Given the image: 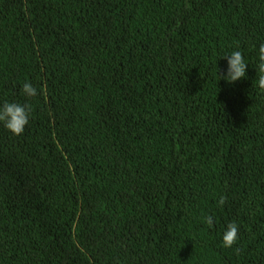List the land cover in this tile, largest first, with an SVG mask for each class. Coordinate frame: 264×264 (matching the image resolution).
Returning a JSON list of instances; mask_svg holds the SVG:
<instances>
[{
  "label": "trees",
  "instance_id": "obj_1",
  "mask_svg": "<svg viewBox=\"0 0 264 264\" xmlns=\"http://www.w3.org/2000/svg\"><path fill=\"white\" fill-rule=\"evenodd\" d=\"M261 43L264 0H0V264H264Z\"/></svg>",
  "mask_w": 264,
  "mask_h": 264
},
{
  "label": "clouds",
  "instance_id": "obj_2",
  "mask_svg": "<svg viewBox=\"0 0 264 264\" xmlns=\"http://www.w3.org/2000/svg\"><path fill=\"white\" fill-rule=\"evenodd\" d=\"M221 57L227 59V70L225 75H219L226 82L235 83L236 81L246 78L248 63L245 61L244 53L238 49L231 50ZM256 70L261 74L259 77V86L264 88V43L259 45L258 64ZM22 94L25 97H36L38 89L31 82H25L22 85ZM31 118V107L27 103L16 101H3L0 103V123L14 135H20L24 132ZM223 203V200H221ZM206 223L214 226L212 215L206 217ZM240 228L238 223L229 222L226 224L221 233L222 244L226 248L232 247L239 240Z\"/></svg>",
  "mask_w": 264,
  "mask_h": 264
}]
</instances>
